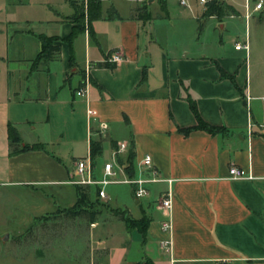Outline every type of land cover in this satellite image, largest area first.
<instances>
[{"label":"crops","instance_id":"0c3cea01","mask_svg":"<svg viewBox=\"0 0 264 264\" xmlns=\"http://www.w3.org/2000/svg\"><path fill=\"white\" fill-rule=\"evenodd\" d=\"M164 1L162 13L156 0H98L100 17L89 22L85 9L77 22V0H0V188L49 187L63 200L91 140L111 151L131 144L134 167L148 155L172 180L171 254L158 247L165 185L150 186L140 201L128 187L126 203L104 188V210L86 224L91 252L80 264H264V79L251 82L255 64L225 49L218 30L221 20L244 17V2L217 0L231 9L218 19L198 0H175L177 10ZM142 8L146 18H138ZM40 37L59 48L47 60L36 59ZM113 52L118 63L97 66L110 64ZM84 80L86 93L76 97ZM186 95L218 132H183L196 125ZM8 125L21 144L43 149L8 156ZM231 166L251 179H229ZM96 173L102 166H93Z\"/></svg>","mask_w":264,"mask_h":264},{"label":"rangeland","instance_id":"374dc122","mask_svg":"<svg viewBox=\"0 0 264 264\" xmlns=\"http://www.w3.org/2000/svg\"><path fill=\"white\" fill-rule=\"evenodd\" d=\"M228 1L236 5L244 2ZM246 1L251 9L259 0ZM261 1L263 8L250 13L247 19L235 14L218 22L225 49L231 50L234 41L239 44L246 41L247 60L256 66L254 75H251V82L256 85L264 79V0ZM170 2L177 10L176 1ZM84 9V5L80 4L82 15ZM210 38L208 36V40ZM240 54L244 58V52L241 51ZM110 153L108 143L105 142L101 155L95 159L97 168L104 161H111ZM96 177L99 178L97 173ZM116 178L122 179V176L118 175ZM128 187L108 185L105 191L107 194L115 193L119 201L126 203ZM56 192L57 190L49 187L0 188V264H80L86 261L91 252L87 223L80 217L65 216L58 212L72 206L75 202L74 191H64L63 200L56 196ZM93 194V189L89 188V209L100 214L104 210V203L94 200ZM72 196L74 201L70 203ZM67 204L70 206L66 207ZM94 254L97 256L98 252Z\"/></svg>","mask_w":264,"mask_h":264},{"label":"built area","instance_id":"2783aa9c","mask_svg":"<svg viewBox=\"0 0 264 264\" xmlns=\"http://www.w3.org/2000/svg\"><path fill=\"white\" fill-rule=\"evenodd\" d=\"M82 5H84L86 9L87 0H77ZM199 3L205 4L212 0H198ZM179 4L182 6H187V0H179ZM263 3L261 0L257 1L253 7L252 11H258L262 9ZM84 9V10H85ZM244 19H247L250 16L249 7L247 1H244ZM234 50H242L247 53V43L244 41L239 44L236 43L233 46ZM121 60V57L118 53L113 52L108 57L107 62L111 64H116ZM87 81H83L82 87H80L76 92V97H82L86 93ZM261 101L264 103V97L261 98ZM88 118H92L94 116V112L92 110H87ZM261 130L264 132V123L260 126ZM104 126L100 127L98 131L97 137L99 139H103L105 137ZM127 145L124 142L116 143V147L111 151V161L106 162L102 165V173L99 178L93 174V167L90 165L89 155L85 158L78 160L74 166L73 177L69 181L71 185L77 186H88L95 189V193L93 194L95 198L98 200H104L106 198V194L104 192V188L108 185L115 184H124L131 188V195L134 201H140L143 198L149 195V188L155 184H163L165 185V190L160 193L158 197L157 208L164 215V219L159 223V231L162 233L163 237L158 240L159 249L165 253L171 254V221H170V211H171V179L161 178L158 172L154 169L151 159L148 155H144L141 159L136 163L134 167V175L132 178H127L125 175L122 179H117L116 170L120 173H123L122 167L116 165V156L120 153L127 151ZM115 166V167H114ZM228 177L229 179H251V177L246 174L243 170L238 169L236 167L228 168Z\"/></svg>","mask_w":264,"mask_h":264},{"label":"trees","instance_id":"16d2710c","mask_svg":"<svg viewBox=\"0 0 264 264\" xmlns=\"http://www.w3.org/2000/svg\"><path fill=\"white\" fill-rule=\"evenodd\" d=\"M160 12L164 13L165 12V1L164 0H156ZM80 6L76 5L75 6V17L74 21L80 22L82 19V14L80 13ZM87 14H88V21L91 22L93 20H97L100 17L99 14V3L98 0H87ZM231 10L229 7L223 5L222 2L217 1V0H212L209 1L208 3H205V16H214L218 19H221L222 17L228 15V13ZM138 18H146L147 15L144 13V9L142 8V13H140V10L138 9ZM77 31L75 29L72 30L70 35L65 39L66 42H71L72 38L76 35ZM40 41V51L38 53V57L36 59H42V60H47L50 58V56L53 53H57L59 48L58 46L52 45L53 39H48V38H39ZM71 61V59H69ZM97 66H107V67H112L113 64H98ZM220 76L224 77V73L219 70ZM186 101L189 104L190 110L196 119V125L190 129H186L183 132L186 133L190 130L193 129H198V130H203L208 133H215L218 132L219 129L210 127L203 123L197 116L194 104L192 100L186 95L185 97ZM7 133V143H8V156H13L22 152H27V151H34V150H42L43 147L39 144H32V145H27V144H21L20 139L18 137L17 132L15 129L8 125L6 129ZM112 150L115 149V145L111 144ZM102 149H101V140H91L89 142V160H90V165L93 167L95 165V159L101 155ZM133 158H134V153L132 149V145L129 144V147L127 148V151L125 153L124 158H120L118 155L116 156V162L119 166L122 167L123 173L127 178H132L134 175V164H133ZM74 195H75V202L72 204V206L65 208L60 212L62 215L65 216H71V217H80L84 219L86 223L92 222L95 220V217L98 215V212L93 209H89V197H88V189H93L88 186H77V185H72ZM93 189V193H95ZM94 200H97L95 198ZM122 222L126 226H131L132 224H135L134 221H131L128 217H122Z\"/></svg>","mask_w":264,"mask_h":264},{"label":"water","instance_id":"95a60500","mask_svg":"<svg viewBox=\"0 0 264 264\" xmlns=\"http://www.w3.org/2000/svg\"><path fill=\"white\" fill-rule=\"evenodd\" d=\"M5 238V237H4Z\"/></svg>","mask_w":264,"mask_h":264}]
</instances>
